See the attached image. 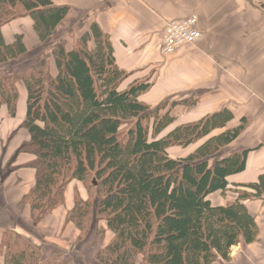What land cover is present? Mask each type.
<instances>
[{"label":"trees","instance_id":"16d2710c","mask_svg":"<svg viewBox=\"0 0 264 264\" xmlns=\"http://www.w3.org/2000/svg\"><path fill=\"white\" fill-rule=\"evenodd\" d=\"M68 13L51 0H0V68L23 57L22 35L7 43L2 28L29 17L40 43L47 41ZM92 44V45H91ZM56 73L49 72L48 60ZM116 66L112 46L96 23L74 41L71 50L57 43L27 67L0 71V107L14 117L17 84L26 91L23 128L29 142L21 151L32 156L35 180L20 205H29L30 220L41 222L64 204L71 183H79L86 199L74 192L66 221L81 234L93 218L111 232L109 243L95 254L99 264H221L231 248L252 243L257 225L245 202L264 194V173L225 206L210 197L224 192L227 178L242 173L249 150L219 155L236 141L247 121L228 128L233 114L227 108L199 121L173 123L164 106L151 109L138 101L150 88L134 82ZM193 152L173 159L168 150ZM91 193L95 199L92 203ZM88 195L90 197H88ZM0 264H67L58 256L42 258L29 238L5 233Z\"/></svg>","mask_w":264,"mask_h":264},{"label":"crops","instance_id":"0c3cea01","mask_svg":"<svg viewBox=\"0 0 264 264\" xmlns=\"http://www.w3.org/2000/svg\"><path fill=\"white\" fill-rule=\"evenodd\" d=\"M51 2L56 7H67L68 13L47 41L39 42L27 16L2 28L7 43L13 42L16 35L23 37L27 52L14 62H23L36 47L42 51L40 57L57 43L71 50L74 41L96 23L109 37L116 66L128 74L122 88L148 82L150 88L139 95L138 101L151 109L165 105L163 111L173 117L162 135L224 108L233 114L228 128L246 119L245 130L224 152L228 155L249 150L245 170L228 177L226 190L212 195L210 201L214 206H225L241 193L253 195L246 186L256 183L264 173V0ZM191 15L197 18L201 37L193 45L162 57L159 52L165 24ZM48 65L55 75L51 57ZM17 92L14 117L5 106L0 107V245L5 233L13 232L38 245L43 259L58 256L68 264H97L95 254L109 243L112 234L104 222L94 221L84 238L73 223L66 221L74 192L86 199L79 183H71L64 193V204L37 225L30 221L29 205H20L33 187L35 170L29 166L32 156L20 150L30 135L22 126L26 91L21 83L17 84ZM176 148L168 150L169 156ZM245 206L257 225V236L250 244L241 241L232 247L229 261L221 264H264V194L251 196ZM96 229L102 231L101 236H97Z\"/></svg>","mask_w":264,"mask_h":264},{"label":"built area","instance_id":"2783aa9c","mask_svg":"<svg viewBox=\"0 0 264 264\" xmlns=\"http://www.w3.org/2000/svg\"><path fill=\"white\" fill-rule=\"evenodd\" d=\"M196 24L195 15L166 23L161 34L160 55L166 58L183 47L193 45L201 37Z\"/></svg>","mask_w":264,"mask_h":264},{"label":"rangeland","instance_id":"374dc122","mask_svg":"<svg viewBox=\"0 0 264 264\" xmlns=\"http://www.w3.org/2000/svg\"><path fill=\"white\" fill-rule=\"evenodd\" d=\"M70 43V42H69ZM92 45V44H91ZM40 52H42L41 51V49H40V47H36V48H33L28 54H27V56H25V58H23V60H21V61H23V62H13L11 65H5V66H3V67H1L0 68V71L2 70V71H6V72H9V71H12V70H14V69H17V68H20V67H22V65H26V64H31V63H34V62H36L37 60H39V59H41V57H40ZM43 55V54H42ZM18 63V64H17ZM195 145H192V146H190V147H187L186 149H182V148H176V150H174V151H176L175 152V154L174 153H172V150H171V158H173V159H177V158H181V157H184L185 155H187V153H191V152H193L194 151V149H195ZM224 152H226V149L224 150H222L221 152H220V154L219 155H224L225 153ZM84 191V190H83ZM84 193H85V191H84ZM79 194V193H78ZM91 200H92V203H93V201H94V199H95V196H94V193H91ZM89 195H88V197H90ZM79 197H80V195H79ZM215 199V197H213V200ZM95 202V201H94ZM31 221V220H30ZM95 221V218H93V220H92V223ZM91 223V224H92ZM97 223V222H96ZM99 223V222H98ZM33 224V223H32ZM91 226V225H90ZM89 230V229H88ZM88 230H86V232L85 233H83V234H81L82 236L81 237H84L85 235H87L88 234ZM111 233V232H110ZM96 234H97V236L99 237V236H101L100 234H102V231L101 230H99V229H96ZM85 238V237H84ZM112 238V237H111ZM111 240V239H110ZM103 249V248H102ZM99 250H101V249H99ZM136 264H143L142 263V258L141 257H138L137 259H136ZM68 264V263H67ZM97 264H99L98 262H97Z\"/></svg>","mask_w":264,"mask_h":264}]
</instances>
